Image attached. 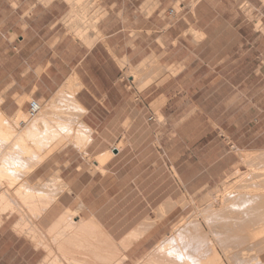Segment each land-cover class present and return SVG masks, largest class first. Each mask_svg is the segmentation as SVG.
Returning a JSON list of instances; mask_svg holds the SVG:
<instances>
[{"label":"rangeland","instance_id":"obj_1","mask_svg":"<svg viewBox=\"0 0 264 264\" xmlns=\"http://www.w3.org/2000/svg\"><path fill=\"white\" fill-rule=\"evenodd\" d=\"M0 1V19L4 21L0 28L3 32L9 26V6L7 0ZM51 1L17 0V36L25 29L19 14H22L26 4L28 13L33 10L34 15ZM125 1L134 4L144 1L143 6L153 9L160 0ZM170 1L169 7L178 12L176 18H179L185 5L188 4L192 10L201 0ZM100 2L55 0L63 13L59 19L48 23V27H54L53 30L42 27L40 18L34 24L42 32H58L50 46L62 38L67 46L74 42L87 48L97 42L106 45L105 35L98 29V22L105 16ZM223 2L227 6V13L237 14L245 22L237 25L234 32H222L215 40H204L202 43L204 36L201 31L190 26L183 32L182 35H188L190 40V53L185 62L188 64L187 69L178 80L189 74L188 83H170L169 80L183 68V63L168 64L166 58L153 55L158 58V66L163 70L158 69L156 74H149L155 78H149V85L144 86L148 78L144 82L141 79L148 76L147 72L146 76L145 72L139 75V81L130 75L133 74L132 69L150 56L136 64H130L125 57L118 58L117 64L123 69V80L130 85V101L126 106L114 104L112 134L94 137L91 148L96 147L95 152L86 150L89 144L82 149L68 143L47 158L49 160L45 166L53 167L50 174H59L64 159H75L76 162L84 160L91 170H99V167L94 166L96 156L102 151L118 147V152L112 150L109 158L112 159L109 163L112 174L102 179L98 174L93 182L97 184L87 196L91 208L101 214V220L106 221L107 230L99 225L106 231L113 246V260L123 252L127 259L124 264H135L174 225L195 208H201L211 201L224 186L233 184L241 172L249 169L238 149L264 150V0ZM231 5L233 9L229 8ZM221 10H225V6ZM48 20L43 17V23ZM236 31L240 32V40H237ZM7 43L8 40L0 38V83H9L12 78H16L18 91L15 102L20 97L28 96L22 101V111L28 113L32 101L40 105L52 97L55 89L47 92L40 89L34 94V88L27 86L34 75L29 72L28 77L25 50L24 54L19 51L13 55ZM68 47L73 48V44ZM40 71V68L37 69L36 74ZM196 80L198 83H190ZM71 90L76 92L78 87ZM168 98H171L169 102ZM164 105L165 111H162ZM86 112L85 108L78 120L84 121ZM27 115L31 117L29 113ZM149 115L153 116V120H147ZM101 116L98 115L100 120ZM66 153L65 157L63 154ZM100 168V173L104 174L102 166ZM39 175L40 170L32 172L28 179L35 182ZM47 175L49 173L44 174ZM166 201L176 203V206L168 215L159 218L157 210ZM106 209L111 210L107 217L102 215ZM29 213L28 216L31 215ZM149 223L152 224L151 228L156 227L143 239L148 231L144 234L140 231ZM143 243V246L138 247ZM254 253L264 262V249ZM223 261L232 264L224 257Z\"/></svg>","mask_w":264,"mask_h":264},{"label":"crops","instance_id":"obj_2","mask_svg":"<svg viewBox=\"0 0 264 264\" xmlns=\"http://www.w3.org/2000/svg\"><path fill=\"white\" fill-rule=\"evenodd\" d=\"M100 3V7L105 11V16L98 22V29L105 35L106 45L97 42L87 48L74 42L69 43V45L73 44V48L70 49L62 38L50 46L58 32H54V34L42 32L37 29V24L34 22L40 18L42 27L46 26L47 28L50 21L59 19L63 12L55 0L43 6L34 15L33 10L28 13L27 3L22 14H19V20L25 23V29L19 36H17L16 27L19 4L17 0H7L9 26L8 30L3 32L0 28V38L8 40L6 46L13 55L19 51L24 54L23 50H25L28 77L29 72L34 75L32 79H29L27 86L31 89L34 88V94L40 89L43 92L55 89L52 92L53 95L63 84H67L68 80H72L73 75L78 78L80 86L77 83L74 84L78 87V91L74 95L76 100L87 110L84 121L91 128L93 138L86 150L92 152L96 151V147L91 148L94 137L112 134L111 121L114 104L129 105L130 85L123 80V69L117 64L118 58L125 57L130 64H136L147 56L161 55V58H166L165 62L168 64L181 62L184 64L183 68L169 80L170 83H186L190 77L189 74L178 80V77L187 69L188 64L185 62L190 53L188 49L190 40L188 35H182L183 32L190 26L201 31L204 36L200 42L202 43L204 40H215L221 36L222 32H234L237 25L245 22L239 15L227 13V6L223 0H201L194 5L192 10L187 4L179 18L175 19H170L167 16L170 0H160L153 9L147 5L143 6L144 1H137L134 4L125 0H101ZM224 6L225 10H221ZM229 8L233 9V5ZM43 17L50 20L43 23ZM3 22L0 19V25ZM48 28L53 30L54 27ZM239 33L236 31L237 40H240ZM179 56L181 58H178ZM39 68L41 71L36 74V70ZM16 82V78H12L9 83H0V109L9 118H12L17 111L18 101L24 102L28 97H20L17 99V103L15 102L18 91ZM190 83H198V80ZM170 99L168 98L167 102ZM165 106L162 107V111H165L163 109ZM98 115H102V120L98 118ZM106 120L110 122L106 123ZM147 120H153V116L149 115ZM63 155L66 157L67 153ZM48 160L34 171L40 170L41 175L37 179L44 182L57 174L66 188L55 195L54 202L36 219L33 214L28 216V228H24L23 231H18L16 227L19 220L17 214H9L4 217L3 214L8 213L0 212V264H63L64 261V264H67L66 256L79 258L81 253L88 256L89 263H92V259L97 260L96 225L90 221L94 219L104 228L106 221L101 220V214L91 208L87 202V196L92 187L97 184V182L94 184L93 182L98 174L101 179L112 174V169L109 166L112 159L102 165L104 174L96 169L91 170L84 160L76 162L75 159H64L65 161L59 168V174L57 172L50 174L53 167L52 165L45 166ZM71 166L72 168H70ZM94 166L96 167V164ZM47 173L49 175L44 176ZM79 201L84 206L78 214L83 216L85 224L79 226L75 236L63 237L61 231L64 230L65 222L68 221L67 210L75 211ZM104 211L105 213L102 215L106 217L111 212L110 209ZM127 214L128 212L125 213V215ZM73 220L79 221V216H74ZM155 227L149 229L143 239ZM125 231L128 232V229ZM50 235L52 237L60 236L61 239L54 243L53 240H49ZM143 245L144 243L138 247ZM102 249L103 253L101 252L99 255L107 260L112 252L111 245L104 244ZM60 256H64V258L61 259Z\"/></svg>","mask_w":264,"mask_h":264},{"label":"bare ground","instance_id":"obj_3","mask_svg":"<svg viewBox=\"0 0 264 264\" xmlns=\"http://www.w3.org/2000/svg\"><path fill=\"white\" fill-rule=\"evenodd\" d=\"M157 59L153 55L145 58L132 69L130 77L138 80L144 72V76L146 72L148 76L154 72L156 74L160 69ZM148 76L141 79L144 82L148 78L144 86H148L150 79L152 80L153 76ZM71 79L41 103L38 112L31 117L22 111V100L18 101V109L12 118L7 117L0 109V212L18 215V231L28 228L29 212L36 219L54 202L55 195L66 188L57 174L44 182H31L28 175L66 144L72 143L83 149L91 141V128L83 120H78L85 108L76 100L75 92L71 90L75 83L80 86V82L75 75ZM67 113L71 115L67 116ZM114 148L118 150L115 146L96 156V167L99 170L110 158ZM237 151L249 169L238 173L233 184L228 183L211 201L201 208H195L174 225L135 264H225L223 257L232 264H264L259 260L257 252L254 253L264 249V150ZM83 206L80 203L75 211L67 210L68 221L65 222L61 236H75L79 226L85 224L83 216L78 214ZM175 206L176 203L166 201L157 210V215L163 218ZM77 215L79 221H74V216ZM90 222L96 225L98 254L97 260L92 259L91 262L124 264L127 259L123 252L114 260L113 257L107 260L101 258L99 254L103 253V245H111L112 256L113 246L98 221L92 219ZM151 225H144L140 233L147 232ZM51 235L49 240L54 243L61 239L60 236ZM87 257L81 253L79 258L66 256V260L67 264H88Z\"/></svg>","mask_w":264,"mask_h":264},{"label":"built area","instance_id":"obj_4","mask_svg":"<svg viewBox=\"0 0 264 264\" xmlns=\"http://www.w3.org/2000/svg\"><path fill=\"white\" fill-rule=\"evenodd\" d=\"M177 14H178V12L174 8H169L167 10V16L170 19H175ZM38 110H39V103L37 101H32L28 107L29 115L33 116L34 114H36L38 112Z\"/></svg>","mask_w":264,"mask_h":264},{"label":"water","instance_id":"obj_5","mask_svg":"<svg viewBox=\"0 0 264 264\" xmlns=\"http://www.w3.org/2000/svg\"><path fill=\"white\" fill-rule=\"evenodd\" d=\"M113 152L116 153V152H117V149L114 148V149H113Z\"/></svg>","mask_w":264,"mask_h":264}]
</instances>
